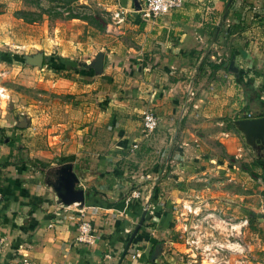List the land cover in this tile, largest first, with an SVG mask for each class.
<instances>
[{
    "label": "crops",
    "instance_id": "crops-1",
    "mask_svg": "<svg viewBox=\"0 0 264 264\" xmlns=\"http://www.w3.org/2000/svg\"><path fill=\"white\" fill-rule=\"evenodd\" d=\"M3 1L10 5L20 0H0V13L7 11ZM95 1L112 15L119 14L116 33L98 31L85 41L79 35L87 22L73 18L66 38H42L40 45L55 53L53 67L58 57L92 67L93 57L105 53L100 75L72 71L82 81L63 83L65 92L87 87L109 91L108 83L124 70L123 97L110 93L108 107L98 118L89 114L88 125L80 119L72 122L77 130L66 131L64 124L47 118L31 119L26 134L36 139L46 135L51 148L28 152L26 159L9 158L17 165L0 169V234L5 237L1 261L18 257L36 264H116L124 240L151 204L159 220L151 222L147 211L130 245L138 249V257L132 259L128 250L121 264H200L189 256L180 235L182 204L194 203L203 214L231 216L233 223L246 217L248 226L237 227L234 238L248 249V264H264V159L250 152L233 125L234 120L264 113V0H234L236 14L221 27L225 37L208 53L210 29L224 8L222 0H184L181 8L154 18L142 15L141 2ZM230 48L237 76L228 71L232 55L226 68L213 67L228 57ZM205 56L207 65L196 76ZM83 71L92 80L86 81ZM95 81L102 84L92 88ZM144 111L160 117L148 138L136 128ZM114 119L119 125L117 147L109 145ZM131 144L139 147L140 157L134 164L120 162L131 158ZM150 147L158 153L152 164L145 161ZM35 160L43 163L42 170ZM66 162L72 163L84 190L82 206L97 235L91 247L75 241L77 209L82 206H64L50 184L54 171ZM212 233L219 241L225 239L224 231Z\"/></svg>",
    "mask_w": 264,
    "mask_h": 264
},
{
    "label": "rangeland",
    "instance_id": "rangeland-1",
    "mask_svg": "<svg viewBox=\"0 0 264 264\" xmlns=\"http://www.w3.org/2000/svg\"><path fill=\"white\" fill-rule=\"evenodd\" d=\"M104 1L115 4L117 0H102V2ZM131 1L135 3L142 2V0ZM3 2L4 3H1L3 9L5 7L7 11H3L0 14L5 13L7 17L1 16L0 19V21H2L0 23V86L6 89L8 99L3 101L0 107V153H3V155H0V158L6 156L12 161H15L19 160L20 156L22 159L28 158V152L36 151V149H40L41 147L43 150L51 148L46 141V135H43V137L36 135V137H38L36 139L34 137L35 135L30 137L26 134L31 119L35 118L40 121L41 118H47V120L50 121L49 123L57 125L64 124L67 127L66 131L77 130L78 128H76L72 122H77L80 119L78 122L88 125L87 120L89 114H91V116L96 115L98 118L99 114L103 112L104 107H108V102L111 99L108 96L110 93H115L119 99H122L121 86H123V83H126L124 78L127 76L124 75V70H121L120 75L115 76L111 79L110 83H108L109 91L106 92L88 91V87L87 90L83 92H78L76 90L73 91L74 93L65 92L68 87L63 85V83L70 81L79 83L82 81L81 77H76L72 74V71L83 69L85 72H94V74L98 76L102 73L103 66L99 70L95 69L93 63L96 60V56H94L92 67L86 62L74 60L75 68L72 70L68 69L67 71H70L69 73L65 70L58 73L55 72L53 67L54 60L51 59V57L55 56V53H47L40 45V39L56 37V35L60 39L67 37L69 33V19H67V14L63 11V7H55V3L47 0L42 2L43 9L38 8L39 5L35 0H20L18 2L16 1V3H14L13 0L14 4L10 5L5 1ZM78 2L80 4H90L91 6L89 9H80V11L98 14L106 23V27L109 28L108 31L116 33V18H113L112 14L103 6L98 5L95 0H87V2L78 0ZM74 4L73 2L72 6ZM19 15L25 16L29 21H24L22 18L18 17ZM31 19H36V21H32ZM97 33L98 30L87 24L79 35V38L85 39L86 41L89 35L91 37H96ZM31 35L36 36L38 40L30 42ZM49 44H52L51 41H49ZM49 48L54 47L50 46ZM101 54L104 58L105 53ZM39 56L42 57L41 65L36 64L35 61ZM194 61L195 60H193V62ZM64 74H68L67 77L62 76ZM81 74L87 78L85 79L86 81L92 80L87 77L89 76L90 78V76H92L91 74L86 75L84 71ZM58 81L60 82L58 83ZM95 82L92 88L97 86V84H102L100 81ZM103 103H105V105ZM73 110L78 112V116L72 114ZM90 111L91 113H89ZM113 114L114 116L116 115L115 113ZM141 116L137 117L136 128L140 133L144 134ZM117 122L118 121L114 119V131L109 141V145H112V147H117L119 144L116 145V143H120V141H118L119 135H117V127L119 126ZM41 125L39 127H41ZM154 131L155 129L147 135L146 138ZM129 147L134 149L131 158L128 160L123 158V161L120 162L130 161L133 163L140 157L138 154L140 150L139 147L136 148L133 144L129 145ZM150 148V151H147L149 154L147 158H145L148 164H152L158 155L153 147ZM248 148L250 152H252L251 148ZM34 163L37 164V166L40 164L38 160H35ZM248 172L252 174V172ZM257 176L258 175L254 177L256 178Z\"/></svg>",
    "mask_w": 264,
    "mask_h": 264
},
{
    "label": "built area",
    "instance_id": "built-area-1",
    "mask_svg": "<svg viewBox=\"0 0 264 264\" xmlns=\"http://www.w3.org/2000/svg\"><path fill=\"white\" fill-rule=\"evenodd\" d=\"M184 0H142L140 11L145 18L158 17L166 15L171 11L181 8ZM113 18L119 20V14L114 13ZM8 99L6 89L0 86V107L1 103ZM160 117L149 111H144L141 116V123L144 135H149L158 127ZM164 173V171L162 172ZM3 199V193L0 190V201ZM145 209L149 210L151 222H158L159 213L151 204H146ZM182 215L185 222L181 228V237L187 245L189 256L195 263L205 264H248V249L238 239L234 238L237 233V227L248 226L246 217L233 223L231 216L221 217L218 213H202L199 206L194 203L182 204ZM78 223L75 241L77 244L85 247H91L96 242V232L88 209L84 206L77 209ZM190 220V222H189ZM150 222V223H151ZM189 222V224H187ZM210 229V231H208ZM221 230L226 232L225 239L219 241L213 235L212 231ZM129 232V231H128ZM240 232V231H239ZM5 245V237L0 234V257ZM131 258L138 257V249L129 247ZM0 264H36L28 258H11L6 263L0 259Z\"/></svg>",
    "mask_w": 264,
    "mask_h": 264
},
{
    "label": "water",
    "instance_id": "water-1",
    "mask_svg": "<svg viewBox=\"0 0 264 264\" xmlns=\"http://www.w3.org/2000/svg\"><path fill=\"white\" fill-rule=\"evenodd\" d=\"M234 0H227L225 2L224 8L219 16V19L216 23L215 30L209 41L206 53L217 39L221 27L226 20L229 8L232 5ZM36 64H42V57L36 58ZM103 57L101 53L96 55V60L93 63V66L96 70L102 68ZM198 66H196L197 69ZM228 71L232 72L234 75H238V68L235 66V56L232 55L229 60ZM234 128L241 133L243 142L245 145L251 148L254 156L264 159V116L260 117H247L241 118L233 121ZM55 179L51 182V186L56 194V197L64 206L77 203L80 206L84 204V190L78 186L79 179L76 173L73 171L72 163L66 162L58 166L54 171ZM147 210L144 208L142 213L130 232L127 240L124 244V248L121 251V254L116 262V264H121L124 256L126 255L130 245L136 238L140 228L142 227Z\"/></svg>",
    "mask_w": 264,
    "mask_h": 264
},
{
    "label": "trees",
    "instance_id": "trees-1",
    "mask_svg": "<svg viewBox=\"0 0 264 264\" xmlns=\"http://www.w3.org/2000/svg\"><path fill=\"white\" fill-rule=\"evenodd\" d=\"M35 1L39 5L38 8L43 9V3L42 2L44 0H35ZM47 1L55 3V5H54L55 7L62 6L63 9H64L63 11L67 14V19H72V18L81 19L83 21H86L87 24H89L90 26H92L94 29H96L98 31H108V29H109V28L106 27V23L100 18V16H98V14H96V13L91 14V13H87V12H84V11H80V9H82V10L89 9L90 6H91L90 4H87V3L86 4H83V3L80 4L78 2V0H47ZM222 1H224V3H225L227 0H222ZM73 2L75 4L72 6ZM43 12H45V11H43ZM233 14H236V12H235L234 6L232 4L230 6V8H229V12L227 14L226 19H228ZM18 17L22 18L24 21H29L23 15H19ZM31 20L32 21H36V19H31ZM214 30H215V26H212L211 29H210V35L211 36L213 35ZM224 37H225L224 30L221 29L217 39L214 42L215 43L214 46L218 45L220 40L222 38H224ZM227 52H228V57L225 60L221 59L219 64L213 65V67H215V68H217V67L226 68L227 67L228 59L234 53V50L232 48H230V49H228ZM207 57L208 56H205L202 59V61L200 62V64L198 65L196 76H199L203 72V70L205 69V67L207 65ZM59 65H61L62 67H59ZM73 68H75V61L74 60L64 59V58H60V57L56 58V65L54 67L55 72L58 73V72H61L62 70L66 71L68 69H73ZM67 75L68 74H64L62 76L67 77ZM263 115H264V113H257L254 116L260 117V116H263ZM38 162L40 163L39 167L42 170L43 163L40 162V161H38ZM33 164H30V165L32 167H36ZM15 165H17L16 162H10L8 157L0 158V169L1 168L8 169L10 167H14ZM0 190H1V187H0ZM150 201L155 202V200L153 199V196L150 198ZM171 238L172 239H176L175 236H171ZM126 240H127V238L124 240V243L126 242ZM155 245L156 244L154 243L153 244V248H154Z\"/></svg>",
    "mask_w": 264,
    "mask_h": 264
}]
</instances>
